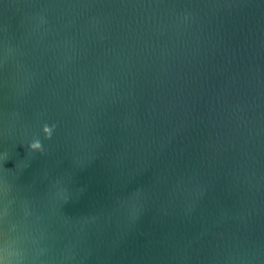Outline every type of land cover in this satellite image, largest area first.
Masks as SVG:
<instances>
[{
  "label": "water",
  "instance_id": "water-1",
  "mask_svg": "<svg viewBox=\"0 0 264 264\" xmlns=\"http://www.w3.org/2000/svg\"><path fill=\"white\" fill-rule=\"evenodd\" d=\"M0 264H264V0H0Z\"/></svg>",
  "mask_w": 264,
  "mask_h": 264
},
{
  "label": "clouds",
  "instance_id": "clouds-1",
  "mask_svg": "<svg viewBox=\"0 0 264 264\" xmlns=\"http://www.w3.org/2000/svg\"><path fill=\"white\" fill-rule=\"evenodd\" d=\"M32 147H33V148H36V147H38V145H32Z\"/></svg>",
  "mask_w": 264,
  "mask_h": 264
}]
</instances>
